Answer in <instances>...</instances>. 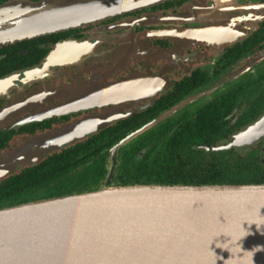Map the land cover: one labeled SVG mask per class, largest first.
<instances>
[{
  "label": "water",
  "instance_id": "95a60500",
  "mask_svg": "<svg viewBox=\"0 0 264 264\" xmlns=\"http://www.w3.org/2000/svg\"><path fill=\"white\" fill-rule=\"evenodd\" d=\"M159 1L11 0L0 6V47ZM58 47L55 55L62 49L77 57L85 53L82 45L73 42ZM5 80L11 79H0V94L11 83L2 84ZM223 83L220 80L205 91ZM27 102L0 109V132L49 116L37 111L9 125L11 116ZM126 116L104 109L14 142L0 151V181ZM145 129L116 145L113 157ZM263 138L264 114L229 143L199 148L226 151L252 146ZM112 172L113 168L105 183L89 192L1 208L0 264H264V184L112 186Z\"/></svg>",
  "mask_w": 264,
  "mask_h": 264
},
{
  "label": "flooded vegetation",
  "instance_id": "af4514ba",
  "mask_svg": "<svg viewBox=\"0 0 264 264\" xmlns=\"http://www.w3.org/2000/svg\"><path fill=\"white\" fill-rule=\"evenodd\" d=\"M9 1L0 0V6ZM200 32L208 36L200 39ZM216 37L220 41L215 42ZM70 42L82 45L85 53L77 57L62 49L54 54L61 48L58 46ZM246 42V53L228 66L222 64L227 49ZM201 76L205 82L192 90ZM229 76H236L230 84L205 91ZM0 79H11L1 91L0 109L29 99L11 116L9 125L37 111L50 116L7 130L13 135L11 144L104 109L126 114L110 126L118 129L111 137L112 145L91 158L106 169L103 183L113 168L112 185L123 152L142 158L172 129L194 125L201 108L218 98L234 96L235 90L236 106L225 119L230 121L228 128L237 127L243 110L251 113V122L238 132L264 114V110L261 115L253 113L260 95L250 92L264 91V0H161L17 41L0 47ZM249 85L253 88L243 89ZM191 97L189 104H182ZM176 98L175 106L181 105L158 120L175 107ZM145 127L113 157L116 145ZM233 135L224 136L218 145L229 143ZM244 148L257 151L264 167V138L233 149Z\"/></svg>",
  "mask_w": 264,
  "mask_h": 264
},
{
  "label": "trees",
  "instance_id": "16d2710c",
  "mask_svg": "<svg viewBox=\"0 0 264 264\" xmlns=\"http://www.w3.org/2000/svg\"><path fill=\"white\" fill-rule=\"evenodd\" d=\"M247 42L225 51L222 64L228 66L246 53ZM204 76V75H203ZM205 77V76H204ZM196 79L198 89L205 78ZM253 88L252 85L243 89ZM236 91L231 97H222L197 112L194 125L175 127L166 138L150 147L140 159L134 153L123 152L122 161L115 173L112 186L131 185H243L264 184V167L257 151L230 149L206 151L199 146L218 145L224 136L237 133L251 122V113L243 110L237 127H230L225 120L233 112ZM260 95L254 108L256 114L264 110V91H250ZM179 100L176 98L173 103ZM177 105V104H176ZM246 111V112H245ZM118 132L110 126L85 140L45 157L39 164L21 168L0 181V209L23 203L89 192L102 186L107 175L103 163L93 162L101 150L109 148L111 137ZM13 135L0 132V151L7 150Z\"/></svg>",
  "mask_w": 264,
  "mask_h": 264
},
{
  "label": "rangeland",
  "instance_id": "374dc122",
  "mask_svg": "<svg viewBox=\"0 0 264 264\" xmlns=\"http://www.w3.org/2000/svg\"><path fill=\"white\" fill-rule=\"evenodd\" d=\"M236 78V76L234 77H232V76H229V77H227V78H224V79H220V80H224L225 81V83H223L219 88H221V87H223L224 85L226 86V85H228V84H230L234 79ZM220 80H217V81H215V82H213L212 84H211V86L213 85V84H215V83H217L218 81H220ZM224 86V87H225ZM226 89H224L223 91H225ZM31 108H33V107H31ZM62 125H60V126H55V127H52L51 128V130L53 129V128H56V127H61ZM47 131V130H46ZM22 141V140H21ZM16 142V141H15ZM29 148V147H28ZM24 150H26L25 148H24ZM22 153H24V152H22ZM20 170V169H19Z\"/></svg>",
  "mask_w": 264,
  "mask_h": 264
},
{
  "label": "bare ground",
  "instance_id": "6f19581e",
  "mask_svg": "<svg viewBox=\"0 0 264 264\" xmlns=\"http://www.w3.org/2000/svg\"><path fill=\"white\" fill-rule=\"evenodd\" d=\"M198 34H199V33H198ZM10 81H11V80H10ZM10 81L5 80V82H3L2 84H4V85H8Z\"/></svg>",
  "mask_w": 264,
  "mask_h": 264
}]
</instances>
